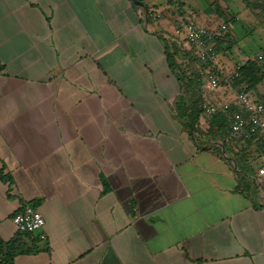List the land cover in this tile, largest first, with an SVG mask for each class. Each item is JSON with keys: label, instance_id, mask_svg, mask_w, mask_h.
Listing matches in <instances>:
<instances>
[{"label": "crops", "instance_id": "1", "mask_svg": "<svg viewBox=\"0 0 264 264\" xmlns=\"http://www.w3.org/2000/svg\"><path fill=\"white\" fill-rule=\"evenodd\" d=\"M180 1L0 0V167L14 180H0V237H14L12 217L29 203L46 221L39 251L16 264H264L260 164L241 180L232 137L227 153L218 135L196 141L178 115L164 40L191 47L180 23L160 20L181 18ZM183 1L203 27L224 22L214 1L235 14L237 36L250 23L242 2ZM220 52L211 103L233 114L225 68L251 56ZM249 95L264 101V83Z\"/></svg>", "mask_w": 264, "mask_h": 264}, {"label": "trees", "instance_id": "2", "mask_svg": "<svg viewBox=\"0 0 264 264\" xmlns=\"http://www.w3.org/2000/svg\"><path fill=\"white\" fill-rule=\"evenodd\" d=\"M138 1L143 2V0ZM242 2L248 9H250V6L252 5L250 1L242 0ZM220 4L221 1H214V3L210 5V8H212V6L215 7V12L220 14L219 16L224 19V22L228 28L223 37L216 41V48L218 51L225 50V48L229 49L231 48L232 43H238L240 40H237V31L235 30V26L239 25L235 14H232L231 12H224ZM256 4L257 6L255 8H260L262 9L261 11L264 12V0H256ZM259 4H262V6ZM179 8H184L183 0L179 2ZM150 13L151 16L150 14L148 15L150 20L151 18H156L159 15V12L157 11H151ZM187 14L188 13L184 11V13L180 16L182 17ZM191 16L193 17V15ZM257 16L258 18L262 17V15L259 14ZM246 36L247 34L245 37ZM164 51L168 68L182 87V96L177 103V109L179 117L185 121L184 124L189 135L194 137L196 141H201L204 140V138H210V136L218 135L222 138V146L227 153L230 151L227 140L228 137L231 136L230 126L234 113H229V111L225 113H218L211 119L209 130L204 133L199 127V118L202 112H204L203 105L205 103H211L212 94L208 93L207 97L205 98L204 92H202V88L205 85V78L200 74L199 71L201 62L195 56L194 50L192 48L186 50L184 47L180 46L177 41H173L171 39L164 40ZM257 57L258 55L249 57L245 64L240 66L239 77L236 78L232 84L235 89L242 88L249 93L250 91L256 90L259 85L264 83V70ZM208 66H210L211 72L220 79V71L214 69L212 64H208ZM4 69L5 67L0 65V72ZM231 139L234 140L233 137ZM253 147L256 148V152H258L261 162V160L264 158V141L258 136L252 137L251 140L247 142V146H245V148H242L241 151L232 155L237 169L240 172L239 176L243 181H246V176H252L253 178L255 177L254 172L256 173V169L254 171L249 159L251 152L250 150ZM6 170L7 167L5 164H3L2 167H0V180L13 184V177ZM248 182L250 183L251 181L248 180ZM103 186L104 194L110 191V186L105 178L103 179ZM248 188L249 186L247 189ZM31 205L36 207L37 204ZM38 241L39 237L37 235L20 232H17L9 241H4L0 237V264H16L15 260L17 256L29 255L38 252ZM40 241L42 240L40 239Z\"/></svg>", "mask_w": 264, "mask_h": 264}, {"label": "built area", "instance_id": "3", "mask_svg": "<svg viewBox=\"0 0 264 264\" xmlns=\"http://www.w3.org/2000/svg\"><path fill=\"white\" fill-rule=\"evenodd\" d=\"M183 13L184 11L179 9V14ZM181 19L186 30L187 43L201 62L199 71L205 78V85L202 88L204 97H207L208 93L217 94L221 88L220 80L211 72L208 64L215 66L218 61L216 41L227 32V25L223 22L214 28L203 27L190 14L182 16ZM257 59L264 70V53H260ZM243 64L245 62L239 64L230 74V84H233L234 80L239 77V68ZM235 105L237 110L231 119V137L251 139L258 136L264 141V101L253 100L248 92L239 88L237 89ZM227 110L228 105L225 103L215 102L203 105V111L208 118H213L221 112L225 113ZM257 179L258 181L264 180V158L257 169ZM12 223L17 232L34 234L39 239L46 240L44 231L46 221L39 208L30 204L25 205L13 215Z\"/></svg>", "mask_w": 264, "mask_h": 264}, {"label": "rangeland", "instance_id": "4", "mask_svg": "<svg viewBox=\"0 0 264 264\" xmlns=\"http://www.w3.org/2000/svg\"><path fill=\"white\" fill-rule=\"evenodd\" d=\"M206 0H189V2L192 4V6L196 9H200V10H204L205 8H208L206 2ZM250 1V3L252 4L250 6V13L251 15L249 16V24H243V28H242V33L240 36H237V40L238 43H232L231 48L223 50V52H227L228 56H232L233 59H235L237 56H246L245 54H250V56H255V55H259L260 53H264V26H261L259 22H257V26L259 29H257L255 26H253V22L255 23L256 21H258L257 15H261L264 14V12H262L260 8H255L257 6L256 4V0H248ZM228 2V1H227ZM241 0H234L233 2H231L230 5V9H232L234 7V9H236V11H238L241 7H243ZM224 6V4H222ZM260 6H262V4H259ZM264 10V8H263ZM172 11H167L166 14L169 15V18H163L160 20V23H165L168 24L170 26H172V29L175 28L176 23H180V27L182 29L180 30V37L184 38L185 34H186V30L184 27V24L182 23L181 18L179 17H173L172 16ZM229 15V14H228ZM243 22V21H242ZM247 34V36L245 37V35ZM187 35V34H186ZM244 38V39H243ZM222 52L218 53V59L222 56ZM238 58V57H237ZM235 69V65L232 63H229L225 70L227 72V74H231ZM245 87V86H242ZM213 96V94H212ZM212 118H208L207 120L210 122ZM207 121V122H208ZM204 133L207 132L208 127L206 124L203 125V128L201 126L200 128ZM198 137V136H197ZM213 137V136H210ZM202 139V138H201ZM206 139V138H204ZM234 145V147H236L237 149H242L245 148V146H247V142L246 139H241V138H234L233 141H231ZM250 161H251V165L255 169L257 168V166L260 163V157L258 155V152H256V148L253 147L250 150ZM237 153V152H236ZM255 174V172H254ZM253 174V175H254ZM263 194V193H262Z\"/></svg>", "mask_w": 264, "mask_h": 264}, {"label": "water", "instance_id": "5", "mask_svg": "<svg viewBox=\"0 0 264 264\" xmlns=\"http://www.w3.org/2000/svg\"><path fill=\"white\" fill-rule=\"evenodd\" d=\"M137 4H140V5H142V3H140V2H137Z\"/></svg>", "mask_w": 264, "mask_h": 264}]
</instances>
